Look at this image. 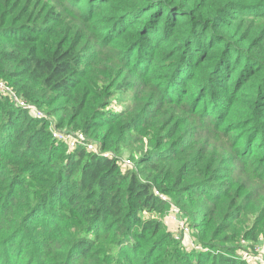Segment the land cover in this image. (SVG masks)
<instances>
[{"label": "trees", "instance_id": "obj_1", "mask_svg": "<svg viewBox=\"0 0 264 264\" xmlns=\"http://www.w3.org/2000/svg\"><path fill=\"white\" fill-rule=\"evenodd\" d=\"M0 80L103 151L131 130L155 149L140 173L67 150L48 117L4 95L0 264H165L155 188L187 194L190 226L212 251L177 253L179 263L247 264L238 236H219L250 211L244 237L264 235V0H0ZM124 90L133 104L110 111ZM217 238L232 245L216 249Z\"/></svg>", "mask_w": 264, "mask_h": 264}, {"label": "rangeland", "instance_id": "obj_2", "mask_svg": "<svg viewBox=\"0 0 264 264\" xmlns=\"http://www.w3.org/2000/svg\"><path fill=\"white\" fill-rule=\"evenodd\" d=\"M4 95L7 96L5 93L0 91L1 99ZM111 99H112V103L108 106V109H111L110 111L114 112V111L123 110L133 104V92H131V90H124L114 94ZM11 103L15 105L14 101H12ZM40 111L43 113L44 116L48 117L50 121L49 128L50 129L56 128L55 116L47 114L44 110H40ZM59 130L70 131L65 128H61ZM71 132H78V131H71ZM54 141L56 142V144L58 143V145L63 144L62 142H57L56 140ZM96 146H97V150L96 152L93 151L94 153L103 152L109 154L118 159V163H120V166L126 169L127 168L134 169L135 172L137 171V173L138 172L140 173L141 164L137 163V160L139 159L141 153L148 152L149 154L150 152L155 150L152 145V140H150V137L148 135L142 136L141 134H138V131H134V130H131L125 135L123 146L120 148V150L117 153H113L111 151H103L98 147L97 144ZM65 149L69 150L68 147ZM65 149H63L62 152H66L67 150L65 151ZM87 150L92 151L89 149ZM212 181H216V180H212ZM155 190L158 189L155 188L154 193ZM2 191L3 188H0V192ZM184 193L185 192H178V193L174 192L169 194L162 193L167 200V201L162 200L163 202L166 203L167 209H165L163 213H155L152 214V216H150L155 220L161 221L163 226L162 230L168 232L169 235L171 236L170 240L168 241L170 247L168 248V255L166 257L165 264H182L179 263V259H178V254L180 253L181 255H192V253L195 252H202L206 256L208 255V253L212 252L210 251L209 247H205L204 245L198 242L197 234L190 226L193 224L192 220L195 217L191 211V206L193 202L192 201L188 202V196L187 194ZM170 203H173L178 208V214L176 215V217L178 219H180L179 216L183 218L182 219V221L184 222L183 227H187L188 228L187 231L180 229V224L182 221L179 222L178 219H176L175 215H173V213L170 212L171 209ZM250 212L251 214L246 215V217L245 216L240 217V220L239 221L237 220L234 223L236 231H233L232 233H230L229 231L224 232L219 237L222 238L225 235H227L228 237L232 235L238 236L235 239L236 244H233V246L236 247L235 253L238 259L245 261V263L247 264H264V235L259 234L258 239L255 241L248 240L244 237L245 229L248 228V225L252 223L253 218L251 220V216H253L255 213L253 211ZM198 217L199 219L201 218L200 216ZM20 237H25L26 239L28 238L32 240H35L37 238L40 239V235L34 233L20 234ZM214 245L216 249H218V247L232 245V244L230 242L228 243L220 242L219 239L217 238V240L214 241ZM14 249L4 254V256L7 257L5 259H8V262L10 263L14 261L12 257L14 254L13 253ZM0 252H3V247L0 248ZM26 263L28 262L26 261Z\"/></svg>", "mask_w": 264, "mask_h": 264}, {"label": "built area", "instance_id": "obj_3", "mask_svg": "<svg viewBox=\"0 0 264 264\" xmlns=\"http://www.w3.org/2000/svg\"><path fill=\"white\" fill-rule=\"evenodd\" d=\"M0 91L5 93L7 96H9V98L15 102V105L18 107H23L28 109L29 111L33 112L35 115L37 116H44L43 113L39 110L36 109V107L30 103L24 102L23 100H21L16 93L10 88V86L0 80ZM51 132V137L56 140L57 142H62L65 146H67L69 149H73L78 145H83L85 146L87 149L95 151L97 150V146L95 143L89 141L86 136L78 131V132H71V131H63V130H59L57 128H52L50 129ZM103 155L105 156H109V154L104 153ZM155 195L163 200V201H167L166 197L160 193L158 190H155ZM171 204V209L170 212L173 213V215L178 214V208L176 207V205H174L173 203ZM180 219H178L176 217V219H178V221H182V217L179 216ZM183 221L180 224V229L187 231L188 228L187 227H183Z\"/></svg>", "mask_w": 264, "mask_h": 264}]
</instances>
